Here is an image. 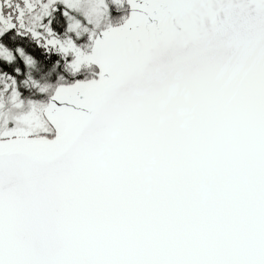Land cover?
Masks as SVG:
<instances>
[{"label":"snow or ice","instance_id":"1","mask_svg":"<svg viewBox=\"0 0 264 264\" xmlns=\"http://www.w3.org/2000/svg\"><path fill=\"white\" fill-rule=\"evenodd\" d=\"M0 264H264V0H0Z\"/></svg>","mask_w":264,"mask_h":264}]
</instances>
